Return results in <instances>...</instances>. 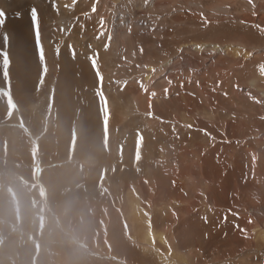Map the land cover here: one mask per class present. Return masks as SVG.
Returning a JSON list of instances; mask_svg holds the SVG:
<instances>
[{"label":"rangeland","instance_id":"rangeland-1","mask_svg":"<svg viewBox=\"0 0 264 264\" xmlns=\"http://www.w3.org/2000/svg\"><path fill=\"white\" fill-rule=\"evenodd\" d=\"M83 2H77V4H81L80 7L76 8V11H78L76 15L79 20L91 16L94 18L93 20L89 19L88 23L82 20L80 27L77 24V33L74 36L72 44L74 48L86 46L90 51H96L98 53V58H96V53L93 54V57L96 58V64L100 67L103 74L102 90L107 97V101H109V111L116 117V124L114 125L111 137L114 136L116 138L115 141L119 142L135 128V125L143 124L145 127H142V129L145 130H147L146 127H168L169 135L167 141L170 143L186 144L188 137H190L191 143L195 141L203 143L204 141L206 142L204 140L206 138L205 135L207 136V133H203V131L201 133L203 127V129H209L211 132L214 130L215 133L217 132L216 134H219L220 131L223 136H227L231 132L226 131L224 125L232 124L234 121L233 113H238L237 120L239 122L237 121L238 123L235 124L240 129L238 139H231L226 142L232 143L230 149L232 153H235L237 159L245 162L246 169L243 170L247 171L246 174L251 176L246 178V180L248 181L249 179L248 182H252V180L256 179L264 184L261 179L264 176H260L258 169H256L259 166L264 171V164H262L264 159L259 160V155L257 157V154L260 153L264 155V145L257 144L259 139H264V89L256 87L262 85L264 81V27L260 24L259 26H252L247 22L241 21L242 18L246 17L253 18L254 16L261 15L264 17V0H224L222 2L220 0H148L147 4H145V0H99V3H97V0H84ZM35 3L40 6L41 11L44 10L49 13V20L55 21L54 23L51 21L44 22L43 30L47 31L48 38L53 35V31L51 30L52 26L59 32V37L53 40V44H55L53 50L57 51L61 48L62 40L68 42L71 39L69 29L71 31L74 29L75 22L72 20V23L67 25V20L65 19L67 15L74 14L75 10L73 12L74 8L72 3L74 4L75 2L73 0H44L43 5L36 0ZM17 5H19L18 7L25 6V0L12 2L13 7H17ZM65 7H67V11ZM93 7L96 8L95 12L92 11ZM71 8L72 11H70ZM0 9H5L4 11L7 12L11 10V7H0ZM63 10L67 12L66 16ZM60 14H63V17ZM129 28H131V31H129ZM152 29H155V31ZM125 31L132 35H128ZM131 36L133 38L132 41L129 40ZM5 41V47L0 50V53L6 51L9 58H11L12 49L11 46L9 47V45H12L11 39ZM189 45L191 46L189 47ZM141 48H143L142 53L140 51ZM226 49L228 50L226 51ZM76 51L78 50L76 49ZM258 57L259 59H257ZM251 58L254 60L253 62ZM10 69L11 64L8 68L9 73ZM249 71L250 73L253 72V76L242 79L244 77L243 75H248ZM36 82L32 86L35 89L32 98L36 99L40 97L41 100H39L40 103L37 102L29 107L28 115H33L32 110H35L34 112L36 113L42 110V119L41 121L37 120V122L40 123L39 125L43 130L49 131L55 123V112H53V109H55L57 99L56 78H49L44 86L45 89H42L44 84L39 85L36 89ZM173 84L176 86V89L181 90L185 86H189L188 89H192V95L194 94L193 98L195 97L193 100H196V102L190 105L191 107L194 106L193 108L196 107L197 109V105L203 104L204 102L209 103L211 101L216 104L217 100H222L221 107L216 111L207 108L206 113H195L197 123L193 122V116L184 117V112L179 114L181 117L179 122H174L172 117L169 118L168 122L159 121L157 123L156 121L153 125L147 122V120H142L155 118V116L152 114L150 108V111H143L140 108H136L139 105L132 99L135 97L133 90H140L143 95L147 96L145 100L149 99L153 103H158L162 99L163 92H167L169 95L171 94ZM3 88H0V93L7 94L8 97H11V91L9 90L11 89V80L8 82V89ZM99 91H101V88ZM209 91L213 94V97L210 99L206 98V94ZM40 92L42 93L39 94ZM218 92L221 93L220 98L216 97ZM34 94L39 95L34 96ZM173 96L171 97L173 98ZM114 98H116V104ZM12 101L14 114L21 115L22 108L20 104L15 102L13 98ZM117 104L122 108V112L120 110L118 114L114 113V109H117ZM160 110V113H163L164 110ZM209 110H211V114H207ZM228 111L232 112L230 113ZM170 114L175 115V113ZM181 114L183 115L181 116ZM241 122L245 123V127H241L239 124ZM20 123L22 124L23 122L20 121ZM0 125L2 126L1 122ZM189 125L192 126L189 127ZM78 127L80 126L78 125ZM181 128H184V132ZM2 132L5 133L6 137L10 135L8 126H4L0 130V133ZM147 132L149 131L147 130ZM157 133L162 134V131L159 129ZM174 135H178L180 140H175ZM9 139L8 137L4 146L6 151L4 155L5 161L3 163L4 170H2L5 180L2 178L1 181L9 190V194L17 201L16 205L19 212L26 211L30 216L27 215L26 217V226H22L21 223L24 219L21 216V225L18 226L19 231H17L18 235L15 232L11 239L5 238L0 240V264H19L17 259L18 250L15 244L17 245L24 240H34L32 231L29 230H32L35 222L34 217L29 212L31 204L33 207L39 204V206L41 205V207L47 208V216L45 217L47 218V232L39 235L34 240L39 245L36 246L35 257L33 258L34 264H168L170 260L164 258L167 253H169L167 254L168 256L174 259L173 264H259L263 262V244L247 245L250 248H243L238 253L239 255L237 252L234 255L228 254L227 251L233 252L234 250L231 248L225 249L224 246L233 240V238H231V235L227 234L228 236H225L224 233H221L219 231L220 227L211 237L207 235L203 241L201 239L187 241L188 238L184 237V234H181L180 238L176 237L175 232L169 234L170 224L172 223H168V220L164 218H167L171 212L178 214L181 207L185 208L188 204L187 202L184 204L183 201L177 204V201L173 199L171 201L174 203L171 208L174 210H167L170 205H168L167 201L159 202V193H156L157 191L153 181L148 178L144 179L140 185L136 183L135 185L130 184L127 186V183L123 179L118 180L117 178H113L112 181V179L107 178L111 177V175L109 174L110 170L106 169V177L102 179H104L108 188L105 190L106 192H104L105 194L102 199L101 197H97V195H93L94 198L92 199L93 196L91 195L86 202H83L84 207L82 205L80 206L82 207L81 213H77V211H72V209L68 208L65 212H61L60 209L67 205L48 203L45 190L42 189V193L38 191L40 187L43 188V185L41 181L36 182L37 178L33 179L32 184H30L26 183L25 180L23 182L18 176L20 180L19 185L17 176L14 177L12 172H10L12 164L14 163L10 162L12 156L8 143ZM209 139H212L211 136H209ZM115 151V154H113L117 156L119 152L118 150ZM69 154H71L70 151ZM88 156L91 157L87 154L85 159H81L82 162L79 165L84 166V164H88L90 167L103 168L99 160L92 162ZM253 156H255V160H253ZM195 158L196 156L193 157V159ZM67 161L70 164L78 163V158L73 156L72 159L70 158ZM28 164L32 176L40 177L39 175L41 174V170L43 171V168L41 169L37 152L34 153L33 160ZM231 164L232 162L230 161L229 165ZM13 167H15V164ZM232 167H235V165ZM25 183L28 185H25ZM15 184L17 185L15 186ZM32 185H35V190L39 192L40 198L38 202L37 200H32L30 194H26V197L25 195H21V187L22 189L27 187L29 190V188H33ZM38 186L39 189H37ZM98 187L100 186L98 185ZM97 188L95 187L91 191L95 192ZM204 188L207 187L203 186L200 188L198 195L192 194V200H190L189 204L193 205H189L190 212L187 214L186 211L183 215H175V219L185 216L184 219L187 218L193 223L202 216L203 218H207V220H204L208 224L215 221L218 222L217 216L222 217L221 213L229 211V208L224 209L220 205L221 198L226 197L227 201L231 199L230 206H232L231 209L235 216L245 219L250 217L248 219L252 223L263 221L261 217L264 219V203L260 199L264 196V188L253 191L251 193L253 195L249 193L241 195V193L237 192L239 190L238 187L236 191H231L233 192L231 193L232 195H227L228 193L222 191H214L213 193H206L209 194L207 196L202 193V189ZM258 191H261L260 194ZM29 195L32 202L28 200ZM230 196L233 197L230 198ZM242 196H246L248 200H245L246 198ZM41 198H43L41 200L43 202L39 201ZM106 198H110L113 202L112 205L108 206L110 210L103 207L105 204L111 203L106 202ZM198 198L200 199L198 200ZM232 199H239V201H236V205L239 206L234 205ZM26 201L30 205H26ZM93 204L99 210V214H96L94 211L91 213L98 215L93 218L96 220H83L81 223H74L73 227L70 228L69 225L63 224L61 220L59 221V216L63 217L68 212L73 214V220L78 221L86 215H89V210ZM132 206L138 215L135 212L133 214L131 210ZM107 213H114L116 218L105 225L103 221H107ZM210 215L213 217L210 218ZM132 217H134L135 221ZM87 219H91V217ZM225 222L227 225L230 224V226L237 228L236 230L240 228L238 222H235V219ZM129 225L133 227L135 234L140 235L143 246L134 242V236L130 233L133 230L130 231ZM195 229L194 225H192L191 230L194 231ZM108 232H111L110 235ZM153 232L157 233L156 239H158H155V246H158L157 248L162 251L161 253L157 250V253H154L155 249L149 253L146 246L148 241V239L146 240V235L147 233L151 235ZM163 235L169 238L171 248L166 247L165 243L160 240V237ZM194 237L196 236L193 234ZM150 241L153 242V240ZM192 241L199 247L193 244ZM8 245L11 248H7ZM173 245L178 249L172 247ZM172 249L178 250L180 254L177 256L173 254L172 256L170 254L173 251ZM220 249H225V252L223 253ZM252 249L256 252H251ZM136 251L138 254H144L145 252L146 255L152 256V259L134 258L133 255ZM65 255L68 256L67 260L59 261L60 257H66ZM155 258L157 259L155 260ZM159 258L161 259L160 261H158Z\"/></svg>","mask_w":264,"mask_h":264},{"label":"bare ground","instance_id":"bare-ground-1","mask_svg":"<svg viewBox=\"0 0 264 264\" xmlns=\"http://www.w3.org/2000/svg\"><path fill=\"white\" fill-rule=\"evenodd\" d=\"M14 1L16 0H0L1 8L6 6L11 7L10 11L5 12L6 13L5 24L3 26H0V50L5 47V43H4L5 34H7L8 36L7 40L11 39L12 42V45H9V47L11 46L12 49L11 58H10L12 62L9 73V77L11 80V89H9L11 91V97H8L7 94L5 95L0 93V118L1 119L3 118L4 123L1 122L3 127L4 126L9 127L10 125H15V136L13 135L14 131L12 133L10 132V135H8L7 137L5 133L3 132L0 133V240L5 238L11 239L12 236H14L15 232L17 233V231H19L18 228L19 225L22 224V226H26L25 224L27 219L26 217L27 215H29L26 211L19 212L16 205L17 201L13 196L9 194L10 193L9 190L7 189L6 186H4L3 182L1 181L2 178L4 179L3 163L5 161L4 155L6 151L5 150L6 148H4V146H5V141H7L9 137L10 139L8 143L10 145L12 160L10 158L9 159L11 160L10 162L15 164V167H13L14 164H12V168L10 167L11 168L10 172H12L14 177L17 176V181L19 180L18 176L20 177L21 180H23V182L25 180L26 183H30V184H32V180L35 178H37L36 182L41 181L43 188L40 187L39 189L38 186L37 189H39L38 191H40L41 193L43 190H45V193L47 194L48 197V203L67 205L60 209L61 212H65L67 208L72 209V211H77V213L80 212L82 209V207L80 206L81 205L83 206V202H86L88 197H91V195L92 196L97 195V197H101L102 199L105 194L104 192H106L105 190L108 188L107 184H105L104 179L106 177V172H107L106 169L107 170L109 169L110 170L109 174L111 175V177H107V178L112 179V181L113 178H117L118 180L123 179L125 180V183H127V186L130 184L135 185L136 183L140 185L144 179L146 178L151 179L155 185L157 191L156 193L157 194L159 193L158 194L159 202L162 203L163 201H167L168 205H170L168 206L167 210L168 209L174 210L171 208V206L174 203V202L172 203L173 199L177 201V204L180 201H183L184 204L185 202H187L188 204L187 207L185 208L181 207L178 214H174L173 212H171V214L168 215L167 218H164L168 220V223H172L170 224L169 234H173V232H175L176 237L178 238L181 237V234H184V237L188 238L187 241L191 239L195 241L201 239L203 241L207 235L211 237L213 233L217 231L220 227L219 231L221 233H224L225 236L231 235V238H233V240L229 241L224 246L225 249L231 248L232 250H234L233 252L227 251V253L230 255H234L236 252L238 254L243 250V248H250V246L247 245H254V244L256 245L258 243V244H263L264 246L263 217L259 215V217H261L263 221L252 223V221L248 219L250 217L245 219L243 217L235 216L233 214L234 213L233 210L231 209L232 206H230L231 199L227 201L226 197L221 198L220 205L224 209L229 208V211L225 213H221L222 217L217 216L218 222L215 221L213 223L208 224L205 222L202 216L193 223H191L187 218L184 219L185 216L175 219V215H179V214L183 215L186 211L187 214L190 212L189 205L190 206L193 205V204H189L190 200H192V194L198 195L199 189L202 188L203 186L207 187L202 189V193L205 196L209 195L206 193H213L214 191L226 192L228 193L227 195H229L233 193L231 191H236L238 187L239 190L237 192L241 193V195H244L246 193L251 194L255 190H262L264 188L263 186L264 184L256 179L252 180V182H248L249 179L248 181L246 180V178H249L251 176L249 174L247 175L246 174L247 171L243 170L246 169L245 162H243V160L241 159H237L235 153L234 152L232 153L230 149L232 143L226 142L231 139L232 140L238 139L240 129L237 125H235L236 123L239 122L237 120V116H239L238 113H233L234 121L232 122V124L229 123L224 125L226 131L231 132V134L227 136H223L220 133V131L219 134H216L217 132L215 133L214 130H212L211 132L209 129H203L204 127L203 128L201 127L202 128L201 133L202 131L203 133H207V136L205 135L206 138L204 139L206 140V142L204 141L203 143L196 141L191 143L190 137L186 139L187 142L186 144L170 143L169 141H167L169 135L168 127H163V126H159V127L152 126L155 128L146 127L147 130L149 131L147 132V130L142 129V127H145L143 124L135 125L134 126L135 128H133L132 131L127 136H125L119 142L115 141L116 138L114 136L111 137V135L113 133L114 125L116 124V117L110 111V113H112L113 116L110 115V119H108L107 113L103 111V103L101 101V98L97 95V93L100 90V80L97 77L96 71L92 66L93 54H95L96 51H90L86 46L75 47L79 51L78 52L76 51V49L73 47L72 44L74 36L77 33L76 30L77 24H79L80 27L82 25V20L88 23L89 19L93 20L94 18L93 16H91L79 20V18L77 17L76 13H78V11H76V8L81 6V4H77V2L79 1L80 3H84L83 2L84 0H73V2H75L74 4L72 3V6L74 8L73 12L75 10L73 15L75 16H73L72 14L67 15L66 12L67 7H65L66 11L63 10L66 12V13L63 12L64 15L65 16L67 15L65 19L67 20L66 24L67 25L71 24L72 20L75 23H74V29H72V31L69 29L70 31L69 33L71 34L70 41L69 40L68 42H66L65 40L61 41L62 45L61 48L59 49L58 55L56 54L57 51L53 50V47L55 46V44H53V40L59 37V32L52 26L51 30L53 31V35H51L50 38H48L47 31L43 30L44 22H49V21L53 23L55 22L53 20H49L50 18L49 13L44 10H43L44 12L41 11L40 6L36 4L37 2L35 3L36 0H25L26 5L22 7H18L21 4L17 5V7L16 6L13 7L12 2ZM37 1H39L40 4L44 5L43 3L44 0H37ZM220 1L222 2L224 0H220ZM20 3L23 2L21 1ZM33 7L37 9L40 16L41 41L44 45L45 57L48 67L46 76L43 74L44 62L39 59V48L37 45V40L35 35V24L31 18L30 9ZM70 11H72V8ZM60 15L59 17H61L63 14L61 16ZM254 17L242 18L241 21L247 22L252 26H259L260 24L262 27H264L263 15L257 16L256 18ZM62 27L64 26L62 25ZM74 30L76 31L74 32ZM126 33L128 35H132L128 32ZM132 39L133 38L131 36L129 40L132 41ZM191 45H189V47ZM227 50L228 49H226V51ZM96 58H98V53H96ZM257 59H259V57ZM253 61L254 60L252 59V62ZM99 70H100V75L103 76L100 67ZM3 71H4L3 58L2 55H0V88L4 87L7 90L9 79H6L4 77ZM252 73H250L249 71L248 75L246 74L243 75L244 77L242 79L251 78L253 76ZM51 77H55L57 83L56 86L57 99L55 102V123L53 124V127L49 131L47 130L45 131L40 127L39 125L40 123L37 122V120L41 121L42 119V114H43L42 110L37 113L34 112L35 110H32L31 112L33 113V115L31 114L28 115V112H29V107L32 104H35L37 102L40 103L39 100H41L40 97H37L36 99L32 98L33 97L32 94L35 92L34 91L35 89L32 88V86L35 85V81H37L36 89L41 84H44L43 87L42 86L41 87L42 89H45L44 86ZM41 80L43 81L42 83ZM225 86H227V84H225ZM256 87L264 89V81L262 85ZM188 88L189 86H185L181 90L178 88L176 89V86H174L173 84V89L171 91V94L169 95L167 92H163L162 99L158 103L156 102L153 103L149 101V99L145 100L147 96L143 95V93L140 90L135 89L133 90L135 97H133L132 99L136 101V103L139 105L136 106V108H140L143 111L151 110L155 118L142 119V120H147V122H149L151 125L155 124L156 121L157 123L159 121L168 122L170 117L173 118L174 122H179L181 119L179 114L182 112H184L183 113L184 117L193 116L194 117V118L192 117L193 122L197 123L195 113L198 112L206 113V111L208 110L207 108L216 111L218 108L221 107L222 100H217L216 104H214V102L212 103L211 101L209 103L204 102L203 104H198L197 109L196 107L193 108L194 106L191 107L190 106L192 105L191 103L196 102V100H193L195 97L193 98L194 94L192 95L193 93L192 89H188ZM176 90L178 91L175 92ZM41 93L42 92H40L39 94ZM39 94H34V96ZM220 94L221 93L218 92L216 94V97L220 98ZM171 96H173V98ZM212 97L213 94L209 91L206 94V98L210 99ZM12 98L15 102L20 104L22 108L21 115L14 114ZM114 100L116 104V98H114ZM118 105L119 104H117V109L116 108L114 109V113L116 114H118L120 110L122 112L121 106ZM175 106L177 107V109H175L176 108ZM108 108H110L109 104H108ZM160 109L164 110L163 113H160L161 111ZM228 112L231 113L232 111H228ZM170 113H175V115H171ZM183 114H181V116ZM207 114H211V110H209ZM20 121H22L23 123L21 124ZM239 124L241 125V127H245V123L241 122ZM78 125L80 127H78ZM159 129L162 131V134L157 133ZM181 129H183L184 132V128ZM20 130H23V132L20 133ZM141 135L143 136V145L140 148L137 141L139 136ZM209 136H211L212 139H209ZM37 137L38 139L36 140ZM173 137L175 140L178 141L180 140L178 135H174ZM257 144L264 145V139H259L257 141ZM115 150H118L119 152L117 156L114 155L115 154L114 152H116ZM69 151L71 152V154H69ZM35 152H37V156L41 164V169L43 168V171L41 170L40 172L41 173L39 175L40 177L35 175L32 176L31 171L28 167L29 166L28 163H31V160H33ZM87 154L91 156L88 157L91 158L90 160L92 162L94 160H96V162L99 160L103 168L102 169L99 167L94 168V166L90 167L88 166V164L87 165L84 164V166L79 165L80 162H82L81 159H85ZM73 156L78 158V163L70 164L69 161H67L70 158L72 159ZM92 156L94 159L92 158ZM194 156H196L195 159H193ZM257 157L259 160L264 159V155L262 153L257 154ZM230 161L232 162L231 165H229ZM262 164H264V162ZM234 165L235 167H232ZM45 167L46 168L48 167V169H46ZM256 169H258L260 176H264V171H262L259 168V166H257ZM242 171L243 173H241ZM261 179L262 182H264V178L261 177ZM26 183L25 185H28ZM97 184L100 187H98ZM6 185L8 186V184ZM16 185L17 184H15V186ZM19 185H20V180H19ZM260 186L262 187L259 188ZM32 187L33 188H29V190L27 187L23 189L21 187L20 190L21 195L22 196L25 195L26 197V194H30L32 200L34 201L37 200L38 202V199L40 198L38 194L39 192L35 190L36 188L35 185H32ZM95 187L99 188V189L97 188V191H95L97 193L91 191V189ZM30 195L28 200H31ZM231 197L233 196H230V198ZM93 198L94 196L92 197V199ZM200 198H198V200ZM243 198H246V196H244ZM42 199L43 198H41L39 201H41ZM21 200H27V199H21ZM32 200L30 202H32ZM232 200L234 205H236L237 200L239 201V199H232ZM245 200L248 199L246 198ZM260 200H262V203H264L263 202L264 196ZM105 201L111 202L103 206L107 208V210H110V207L108 208V206L112 205L113 203L112 200L110 198H106ZM156 202L158 203V201ZM26 205H30V204L27 202ZM30 206L32 210L30 209L29 212L31 216L34 217L35 222L33 224V227L31 226L32 230L31 229L29 230L32 231V237L35 240L38 238L39 235H42L43 233L47 232V218H45L47 216V208L43 206L41 207V205L39 206V204L36 207H33L32 204ZM131 208L134 214L135 210L133 209V206ZM92 211L96 212V214H99V210L96 209L93 204L91 209L89 210V215H86L84 218H81L78 221H76L75 219L73 220L74 218L73 214L71 212H68L63 217L59 216L61 218V219L59 218V221L61 220L63 224L69 225L70 228L73 227L74 223L75 224L81 223L83 220L85 221L96 220L93 218L97 217L98 215L91 214ZM135 213L136 215H138L137 212ZM21 216L24 220L20 224ZM89 217H91V219H87ZM209 217L211 218L213 216L210 215ZM106 218L107 221H103L105 225L115 220L116 215L114 213H107ZM132 219L135 221L134 217H132ZM234 219L235 222L236 223L238 222L239 224L240 228H238V230H236L237 228L230 226V224L227 225L226 222L224 223V221L234 220ZM192 225H194V227L196 228L194 231L191 230ZM129 227H130V231H132L133 227L131 225H129ZM108 233L110 235L111 232ZM130 233L132 236H134L133 237L134 242H136V244L139 243L140 245L143 246V243L141 242L140 239V235L135 234L134 230ZM193 234L196 237L193 238ZM146 237H147L146 240L148 239L146 246L149 250V253H151L152 252L151 250L154 249H155L154 253H157L156 250L159 253H161L162 251L157 248L158 246L157 247L155 246V239L157 237V233L153 232L151 233V235L147 233ZM34 240L33 241L22 240L23 242L18 243L17 245L15 244L18 250L17 259L19 264H34L33 258L35 257V253L37 249L36 246H39L38 242H35ZM150 240H153V242H151ZM160 240L163 243H165L166 247L171 248L170 240L167 236L165 235L161 236ZM193 244L196 243L193 242ZM172 247H174V245ZM7 248H11V246L8 245ZM225 249L223 250L220 249V250H222V252L224 253ZM172 250L173 251H171L170 253L172 256L173 254H175V256L180 254L178 250L176 249H172ZM251 252H256V251L252 249ZM257 253H262V252H257ZM167 254L164 256V258L170 260V263L168 264H173L174 259L171 256H168ZM65 256L66 257L63 256L60 257L59 261L67 260L68 256L67 255ZM133 257L138 259H152V256L148 254L146 255L145 252L144 254L143 253L138 254L137 251L135 252ZM262 258H264V253L262 254ZM156 259L157 258H155V260ZM160 260L161 259L159 258L158 261ZM155 263L157 262L155 261ZM259 264H264V259L263 262Z\"/></svg>","mask_w":264,"mask_h":264},{"label":"snow or ice","instance_id":"snow-or-ice-1","mask_svg":"<svg viewBox=\"0 0 264 264\" xmlns=\"http://www.w3.org/2000/svg\"><path fill=\"white\" fill-rule=\"evenodd\" d=\"M97 3H99V0H97ZM147 3H148V0H145V4H147ZM92 11L95 12L96 8L93 7ZM30 12H31V18H32V20H33V22L35 24V35H36L37 45H38V48H39V59L44 62L43 63V74L46 76L47 75V71H48V67H47V62H46V57H45L44 45H43V43L41 41L40 16H39V13H38V11H37V9L35 7L31 8ZM5 16H6L5 11L3 9H0V26H3L5 24ZM152 30L155 31V29H152ZM129 31H131V28H129ZM4 39L5 40L8 39L7 34H5ZM109 39H111V38L109 37ZM140 51L142 53L143 52V48H141ZM73 53H74V50H73ZM56 54L57 55L59 54V50H57ZM0 55H2L3 64H4L3 75H4V77L6 79H9V81H10L8 68L10 67L11 61H10L9 55H8V53L6 51L0 53ZM92 66H93L94 70L96 71L97 77L100 80L101 91H99L97 93V95L101 98V101L103 103V111L107 113V117H108V119H110L111 113H110V111L108 109L107 97L104 95L103 90H102V88H103V77L100 75V70H99V67L96 64V58L95 57L92 58ZM153 71H155V69H153ZM42 82L43 81L41 80V83ZM169 83H171V81H169ZM141 86L143 87V85H141ZM145 91H147V89H145ZM165 91H167V89H165ZM153 95H155V93H153ZM189 127H191V125H189ZM137 142L139 144V147L141 148L142 145H143V136L142 135L139 136ZM253 160H255V156H253ZM204 219L207 220L206 217ZM225 219H226V217H225Z\"/></svg>","mask_w":264,"mask_h":264},{"label":"crops","instance_id":"crops-1","mask_svg":"<svg viewBox=\"0 0 264 264\" xmlns=\"http://www.w3.org/2000/svg\"><path fill=\"white\" fill-rule=\"evenodd\" d=\"M53 112H55V109H53ZM0 122H2V123H4V121H3V119H0ZM1 126V125H0ZM3 129V126H1L0 127V130H2ZM8 130L12 133L13 131V135L15 136V125H10L9 127H8ZM6 131H7V129H6ZM21 132H23V130H20V133Z\"/></svg>","mask_w":264,"mask_h":264}]
</instances>
